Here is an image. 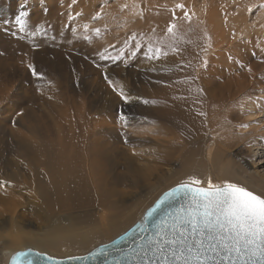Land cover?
I'll return each mask as SVG.
<instances>
[{
    "label": "rangeland",
    "instance_id": "374dc122",
    "mask_svg": "<svg viewBox=\"0 0 264 264\" xmlns=\"http://www.w3.org/2000/svg\"><path fill=\"white\" fill-rule=\"evenodd\" d=\"M260 5L0 0V264L27 247L54 257L86 253L126 230L189 171L264 193L257 187L264 176V18L253 22ZM170 22L180 51L149 59L153 29L164 36ZM214 82L224 86L221 98ZM181 100L193 108V125L164 111ZM250 102L256 116L246 113ZM36 150L82 158L69 171L81 174L85 192L55 195L46 183L50 166L32 160ZM129 214L122 227L77 249L37 242L53 229L87 235Z\"/></svg>",
    "mask_w": 264,
    "mask_h": 264
},
{
    "label": "snow or ice",
    "instance_id": "6c2138e0",
    "mask_svg": "<svg viewBox=\"0 0 264 264\" xmlns=\"http://www.w3.org/2000/svg\"><path fill=\"white\" fill-rule=\"evenodd\" d=\"M253 7L255 5L249 6V11ZM260 7H264V3ZM173 16L175 18V13ZM184 18L191 19L187 11ZM19 22L23 24L22 20ZM84 27L87 29L88 25ZM93 31L100 33L99 29ZM154 33L155 29L145 53L149 59L158 60L161 55H168L165 49L174 53L180 51L176 46L175 23L168 24L164 36L157 37ZM136 46L139 47V43ZM203 66H207V61ZM28 67L33 68L31 64ZM32 74L39 75L34 69ZM197 91L202 92V89ZM119 94L122 100L129 99L122 90ZM165 204L169 210L156 216L158 208ZM97 254L105 257L103 264H264V193L258 194L228 180L214 183L210 177L205 182L189 176L164 192L147 210L139 238L130 247L109 251V246L105 245L90 255ZM24 255L13 253L10 264H16ZM86 258L67 257L69 260ZM48 259L62 264L53 257Z\"/></svg>",
    "mask_w": 264,
    "mask_h": 264
},
{
    "label": "bare ground",
    "instance_id": "6f19581e",
    "mask_svg": "<svg viewBox=\"0 0 264 264\" xmlns=\"http://www.w3.org/2000/svg\"><path fill=\"white\" fill-rule=\"evenodd\" d=\"M258 1L261 4L264 3V0H258ZM253 18H254L253 22H257L260 19H263L264 18V7H260V9L257 11V13H255V16H253ZM255 25L259 26L258 24H255ZM244 26L245 25H243V27ZM247 30L248 29L245 28V31H247ZM249 30H251V29H249ZM258 32H260V31H258ZM245 34H247V33H245ZM243 36H245V35H243ZM177 39H179V38H177ZM182 40H183V38H182ZM215 80L218 81V79H215ZM212 89H213L214 93L217 94V96L221 98L222 92L224 90V86L218 84V82H214L212 84ZM260 93H263V96H264V91L263 92L260 91ZM181 101L182 102H179V103H177L175 105H172L169 108L168 107L164 108V111L167 114H169V115H174V116L179 117L182 121H189L190 124L193 125V123L196 121V116L193 113V108L191 106L189 107L185 103L184 100H181ZM187 107H189V108H187ZM258 111L259 110H257V106H256V104L254 102H250L248 104L247 111H246L248 116H250V117L256 116ZM261 115H262V119H264V111L262 112ZM56 151H54V150L51 151L50 150V151H47V152H43V151L42 152H38V150H36V151L32 152L31 157H32L33 162H35L38 159H41L46 165L50 166V167H47V168L53 174L47 179L48 181L46 183L48 184L50 190H52V192H54L55 195L59 196V198H69V199L73 198V199H76L77 196H79V195H81L82 193L85 192L86 188H85L83 179L81 178L82 177L81 174H79L77 176H73L71 174L72 169L70 171H69V169L74 164L77 166V168H80L79 165H78V162L81 164V162H82L81 159L82 158L80 159L79 156L78 157L74 156L75 158H72V157H69L67 155V153L63 154V153L56 152ZM256 151H258V150H256ZM70 155H72V154H70ZM258 159L259 160L262 159V156L260 155V153H259ZM253 168H254V166H253ZM65 171L68 172L67 175L65 174ZM79 172H80V169H79ZM253 174H255V173H253ZM56 175H59L60 177H57ZM189 176L199 177L198 172L196 170L195 171L186 172L185 174H182L179 177L187 178ZM259 177H260V179H259L260 180V182H259L260 184H257L258 185L257 187L259 189H260V187L264 188V184H263L264 183V176L259 175ZM132 217L133 216H131L129 214V215L125 216L124 218L122 217L120 220H117V221H114L112 219L105 226H102V228H99V229H96V230H90L87 235H85L84 233L83 234H78L76 231L70 230L69 228H67V229H53L48 234L44 235V238L41 239L40 242L39 241H37V242L38 243H42L44 246H46L48 248H52V249H54L56 247H59L60 244L64 245L69 250L77 249V248H80V247L86 245L87 243H89L93 239L99 238V237H101L104 234H107L109 232H112V231H115V230L119 229L120 227H122L124 225V223H127ZM14 240H16V242H17V240H19V239H14ZM20 240L21 241L25 240L28 243L34 242L31 238H25V239H20ZM16 242H15V244H16Z\"/></svg>",
    "mask_w": 264,
    "mask_h": 264
},
{
    "label": "water",
    "instance_id": "95a60500",
    "mask_svg": "<svg viewBox=\"0 0 264 264\" xmlns=\"http://www.w3.org/2000/svg\"><path fill=\"white\" fill-rule=\"evenodd\" d=\"M177 185V184H176ZM173 185L172 187H174ZM170 187V188H172ZM168 188V189H170ZM167 189V190H168ZM167 190L163 191L155 200L154 202L142 213L140 218H138L133 224H131L126 230L115 236L113 239H111L108 242L101 243L91 249L90 251L80 254V255H70V256H65V257H54L51 256L45 252L38 251L34 248L27 247L25 249L17 250L13 253L21 252L25 253L24 256L20 257L17 261L16 264H28L29 261H31V264H54V261L49 260L48 257H53L56 260H59L62 262V264H103V261L105 257L103 255L97 254L95 257L91 256L90 254L93 252H97L98 249L102 248L103 246L107 245L109 246V251H111L113 248H120V249H127L130 247L134 241H136L139 238L141 228L144 224V216L147 210L153 205H155L156 201L163 195L164 192ZM168 206L167 204L162 205L158 208L157 213L155 214L156 216H162L166 211H168ZM149 220H152L153 217H149ZM123 237V239H121ZM115 242V243H113ZM13 253L10 255L8 259V263L10 264L11 257ZM43 254V255H42ZM67 257H87L86 259H72L69 260ZM110 258V257H109Z\"/></svg>",
    "mask_w": 264,
    "mask_h": 264
}]
</instances>
